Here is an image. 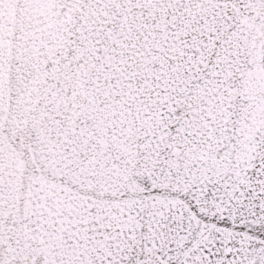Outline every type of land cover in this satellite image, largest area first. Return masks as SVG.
I'll use <instances>...</instances> for the list:
<instances>
[{
  "label": "snow or ice",
  "instance_id": "1",
  "mask_svg": "<svg viewBox=\"0 0 264 264\" xmlns=\"http://www.w3.org/2000/svg\"><path fill=\"white\" fill-rule=\"evenodd\" d=\"M0 264H264V0H0Z\"/></svg>",
  "mask_w": 264,
  "mask_h": 264
}]
</instances>
